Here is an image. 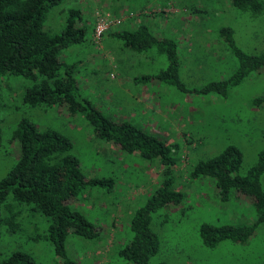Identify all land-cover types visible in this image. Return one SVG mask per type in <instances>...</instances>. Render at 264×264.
Segmentation results:
<instances>
[{"label":"rangeland","instance_id":"rangeland-1","mask_svg":"<svg viewBox=\"0 0 264 264\" xmlns=\"http://www.w3.org/2000/svg\"><path fill=\"white\" fill-rule=\"evenodd\" d=\"M230 1L129 0L130 7L119 11L112 0H62L44 16L43 27L50 33L64 26L69 7L79 8L89 25L80 43L60 53L66 63L81 60L75 74L79 97L91 100L116 120H130L181 144L173 173L174 188L182 199L152 213L151 229L158 236L159 248L149 264H264V222L242 244L222 241L214 248L202 246L198 236L201 223H248L254 211L245 195L231 190L222 199L213 179L191 178L189 173L196 162L217 155L229 144L242 152L240 174L256 162L258 153L264 150V65L231 87L226 96L215 92L186 94L155 79H150L149 85L134 87L130 78L164 67L165 55L155 46L141 52L129 49L111 35V28L95 43L91 39L94 13L120 18L118 30H123L122 22L127 19L146 20L153 34L172 38L179 77L185 86L193 88L225 78L237 66V59L217 34L220 26L231 27L235 44L244 52L257 54L264 48V0H259L262 8L255 14L234 9ZM120 80L130 81L133 87L116 86ZM29 84L20 76H0V179L19 155V146L11 135L21 118L68 136L84 173L88 177L110 176L114 184L109 188L84 187L76 200L70 201L102 230L98 239L69 234L65 242L67 257L76 264H133L117 255V249L130 236L128 222L134 209L158 186L163 165L157 158L146 161L97 137L84 111L71 115L56 106L24 104L21 96ZM254 98L263 101L257 104ZM261 184L264 189V173ZM5 205L12 210L20 207L9 194L1 205L2 216L8 215ZM17 220L19 224L13 230L0 225V264L15 250L27 252L37 264H63L49 241L41 237L46 228L43 217L29 216L24 209Z\"/></svg>","mask_w":264,"mask_h":264},{"label":"trees","instance_id":"trees-1","mask_svg":"<svg viewBox=\"0 0 264 264\" xmlns=\"http://www.w3.org/2000/svg\"><path fill=\"white\" fill-rule=\"evenodd\" d=\"M62 0H0V76H20L30 81L24 87L21 101L32 107L47 105L62 108L74 115L84 111L95 135L114 143L125 153H136L146 161L156 158L163 165L158 186L145 202L134 209L128 228L130 236L117 249L125 261L133 264H149L148 260L159 248V239L151 229L152 213L168 203L176 204L182 199L175 189L173 166L178 162L180 143L167 141L130 120H116L106 115L91 100L79 97L75 74L81 60L66 63L61 60V51L80 43L88 30L79 8L69 7L65 24L59 32L50 33L43 27L46 13ZM234 9L255 14L262 8L259 0H231ZM237 66L225 78L209 81L201 87L189 88L179 77V61L175 41L170 37H158L145 23L133 29L114 30L111 35L120 39L124 46L141 52L155 46L166 58L164 67L154 73L136 77L138 82L155 79L174 86L183 93L215 92L226 96L229 89L241 83L249 73L264 65V48L257 54L241 50L234 42L232 29L222 25L217 29ZM264 40V38H263ZM257 104L263 101L254 98ZM11 139L19 146L15 163L0 179V225L13 230L21 211L29 216H40L46 221L45 233L41 236L52 245L53 252L63 264H76L67 257L65 242L69 234L82 238L98 239L102 230L89 221L84 214L70 204L76 200L84 187L114 184L110 176L88 177L78 157L72 153L71 139L51 128H40L27 118H21L12 131ZM2 135L0 131V144ZM242 152L234 144L227 145L217 155L199 160L190 170L191 178L209 177L214 180L218 194L225 199L235 190L248 198L254 218L248 223L213 225L201 223L198 236L202 246L214 248L222 241L242 244L264 222V189L261 176L264 173V150L245 173L238 172L242 164ZM19 204L12 210L4 206L8 215H1V205L7 195ZM19 222V221H18ZM2 264H37L27 252L15 250L9 253ZM163 264V263H157Z\"/></svg>","mask_w":264,"mask_h":264},{"label":"built area","instance_id":"built-area-1","mask_svg":"<svg viewBox=\"0 0 264 264\" xmlns=\"http://www.w3.org/2000/svg\"><path fill=\"white\" fill-rule=\"evenodd\" d=\"M120 24V18L109 17L96 11L94 13V25L91 34L92 41L97 43L104 32L108 31L110 28L112 31L118 30Z\"/></svg>","mask_w":264,"mask_h":264},{"label":"crops","instance_id":"crops-1","mask_svg":"<svg viewBox=\"0 0 264 264\" xmlns=\"http://www.w3.org/2000/svg\"><path fill=\"white\" fill-rule=\"evenodd\" d=\"M115 4H117L118 5V8H119V11H120V9L122 8V9H126L128 6L130 7V5L131 4H129V0H112ZM111 4H113L112 2H110ZM121 3V4H120ZM137 11V10H136ZM134 12V11H133ZM135 13V12H134ZM133 18H137V17H133ZM130 20H132V19H127V20H125V21H123L122 22V28L123 29H128V30H130V29H133V28H135L138 24H140V23H145V24H150L148 21H146V20H142V22L140 21V22H136L134 19H133V21H130ZM149 27V29L151 30V28H150V25L148 26ZM120 29V28H119ZM154 29H157V28H153V30ZM112 33V32H111ZM155 34V33H154ZM156 36H158V37H162V36H164V35H160V34H155ZM166 37V36H165ZM115 62V61H114ZM116 63V62H115ZM144 75V74H143ZM140 76H142V75H140ZM140 76H135V77H131L130 78V80H131V82L132 83H134V87H135V85H146V84H148L149 85V83H151V81H148V82H138L137 80H135L134 81V79H136V77H140ZM131 82L130 81H125V80H120V81H117L116 82V86H120V85H127V87L128 86H132V84H131ZM120 87H123V86H120ZM127 87H125V89H124V91H128L127 90ZM133 87V86H132ZM114 88H116L115 87V85H114ZM133 91H135V90H133ZM129 93L131 94V92L129 91ZM132 95V94H131ZM137 125V124H136Z\"/></svg>","mask_w":264,"mask_h":264}]
</instances>
